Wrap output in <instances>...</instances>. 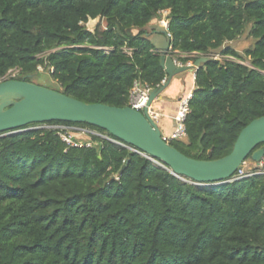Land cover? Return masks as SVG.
<instances>
[{
    "label": "trees",
    "instance_id": "obj_1",
    "mask_svg": "<svg viewBox=\"0 0 264 264\" xmlns=\"http://www.w3.org/2000/svg\"><path fill=\"white\" fill-rule=\"evenodd\" d=\"M164 10L179 59L207 57L186 136L169 143L223 157L264 116V0H0V80L18 68L12 78L31 81L49 65L56 90L130 106L136 81L156 88L167 76L146 29ZM248 25L255 42L242 54L231 43ZM34 124L0 133V264H264V174L199 185L98 135L69 146Z\"/></svg>",
    "mask_w": 264,
    "mask_h": 264
},
{
    "label": "water",
    "instance_id": "obj_2",
    "mask_svg": "<svg viewBox=\"0 0 264 264\" xmlns=\"http://www.w3.org/2000/svg\"><path fill=\"white\" fill-rule=\"evenodd\" d=\"M155 33V50L160 54V63L167 78L164 84L152 89L143 110L132 106L88 103L25 78H9L0 80V133H12L29 124L52 120L87 122L122 140L124 146L136 147L177 176L201 184L229 181L248 157L260 161L264 155V146H261L264 143V116L249 122L239 133L232 151L216 159L188 156L165 140L159 125L150 115L149 107L161 98L160 94L175 75L199 68L207 57L202 56L191 64H179L172 53L173 44L167 28L160 25Z\"/></svg>",
    "mask_w": 264,
    "mask_h": 264
},
{
    "label": "built area",
    "instance_id": "obj_3",
    "mask_svg": "<svg viewBox=\"0 0 264 264\" xmlns=\"http://www.w3.org/2000/svg\"><path fill=\"white\" fill-rule=\"evenodd\" d=\"M163 13L166 15L168 13L167 10H164ZM163 25L167 28L168 37L172 39V34L169 29V22L167 19H163ZM108 50V47L105 48ZM125 51L129 54H132V50L130 48H125ZM179 52V50H175L172 48V53L174 56ZM217 58L219 55L216 56ZM177 60V59H176ZM179 64H183L181 60H177ZM18 69V68H17ZM11 70V69H10ZM9 70V71H10ZM8 71V72H9ZM7 72V73H8ZM9 75H5L3 77V80L8 79ZM165 77L159 86L164 84L166 82ZM153 87H150L148 85H143L140 82L136 81L134 88L132 90V93L130 95V106L138 109L143 110L147 104V101L149 99L150 92L152 91ZM193 96V91L188 92L186 95L180 98V105L175 115V129L170 137L163 136L166 141H170L171 139L176 138H182L186 136V124L185 119L190 111V99ZM149 112L152 118L155 120V114L151 110V107H149ZM47 127H53L59 129V135L62 137V139L67 143L69 146H81V145H92V141L83 142L82 140H77V137H89L92 134L98 135L102 138L108 139L110 141H113L119 145L124 146L125 143L113 136L109 132H103L96 129H92L86 126H69V125H63V124H51V126ZM131 150L140 152L136 147L134 146H128ZM252 174H264V155L260 161H255L253 159L248 160L246 159L243 164L238 168L237 172L234 174L233 179L242 178L248 175Z\"/></svg>",
    "mask_w": 264,
    "mask_h": 264
},
{
    "label": "crops",
    "instance_id": "obj_4",
    "mask_svg": "<svg viewBox=\"0 0 264 264\" xmlns=\"http://www.w3.org/2000/svg\"><path fill=\"white\" fill-rule=\"evenodd\" d=\"M164 26V25H163ZM160 25H157V29ZM156 33H152V39ZM187 55L182 52H178L175 58L179 61V57ZM183 64H191L190 61ZM167 77V76H166ZM196 69L187 70L180 74L175 75L169 85L160 94L161 98L156 99L151 107V110L155 114V121L159 125L162 135L170 137L175 129V115L180 105V98L186 95L188 92L193 91L195 88Z\"/></svg>",
    "mask_w": 264,
    "mask_h": 264
},
{
    "label": "rangeland",
    "instance_id": "obj_5",
    "mask_svg": "<svg viewBox=\"0 0 264 264\" xmlns=\"http://www.w3.org/2000/svg\"><path fill=\"white\" fill-rule=\"evenodd\" d=\"M163 19H167L166 15L164 13L159 19H155L150 24H148L146 29L151 33L157 31L156 27H157V25H163ZM98 22H99L98 19H92L86 24V26L89 29H94ZM101 24H102V26L106 24L104 19H101ZM249 30H250V25H248L246 27L243 34L236 41L231 43V45L234 46L242 54H244L246 48H248L249 46H252L253 43L255 42L254 38H252V36H250ZM44 54L45 53L41 54L40 56H43ZM217 55H219L218 58L216 57ZM215 58H217L219 60H223L225 58L226 59H232V60L240 61L242 63H245L247 65L252 66L251 60L248 57L237 58V57L232 56V55H224V54L217 53L215 55ZM193 62L194 61H190V63H193ZM52 70H53V68H51L49 65L39 66L38 71L31 76V81L35 82L37 84H41V85L53 88V89L59 88L57 80H55L51 75ZM7 74L9 75V78H12V77L18 76L20 73H19V69L12 68ZM1 80H3V78ZM47 126H51V124L41 123V124H34L33 125V127H47ZM16 131H19V130H16ZM247 159L251 160V158H247ZM196 184L208 185V184H201V183H196Z\"/></svg>",
    "mask_w": 264,
    "mask_h": 264
}]
</instances>
